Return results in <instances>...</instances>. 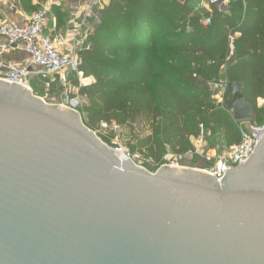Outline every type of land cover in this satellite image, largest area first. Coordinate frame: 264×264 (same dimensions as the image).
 <instances>
[{"label":"water","instance_id":"1","mask_svg":"<svg viewBox=\"0 0 264 264\" xmlns=\"http://www.w3.org/2000/svg\"><path fill=\"white\" fill-rule=\"evenodd\" d=\"M226 93L252 121L241 87ZM0 264H264V133L222 181L150 173L79 112L0 80Z\"/></svg>","mask_w":264,"mask_h":264},{"label":"trees","instance_id":"2","mask_svg":"<svg viewBox=\"0 0 264 264\" xmlns=\"http://www.w3.org/2000/svg\"><path fill=\"white\" fill-rule=\"evenodd\" d=\"M32 1L21 0L30 14L38 10ZM209 17L211 24L203 26ZM89 41L80 66L91 78L82 82L94 80L80 92L87 99L84 124L126 128L132 152L156 164L169 151L188 152L202 128L223 146L240 143V122L215 104L212 83H237L254 107L252 122L264 125V108L256 104L264 98V0H237L204 15L190 0H113ZM31 85L36 96L44 94L38 79ZM230 100L226 93L225 104Z\"/></svg>","mask_w":264,"mask_h":264},{"label":"built area","instance_id":"3","mask_svg":"<svg viewBox=\"0 0 264 264\" xmlns=\"http://www.w3.org/2000/svg\"><path fill=\"white\" fill-rule=\"evenodd\" d=\"M112 1L86 0L72 7L70 27L64 36L46 34L49 16L48 10L45 8L31 14L24 23L7 18L0 19V37L6 40V43L0 44V55L17 48L27 54V59L22 63H0V80L22 85L32 91L31 82L34 79L43 83L45 89H50L54 83L59 81L63 91H61L58 100H55L56 98L54 101L52 100L53 104L77 111L83 118L82 109L87 104V99L81 96L80 92L82 88L92 85L93 81L90 84L82 82V78L85 77L80 70L81 54L91 49L89 39L101 23L102 12L109 7ZM190 1L195 11L203 6H219L221 4V0ZM201 24L209 26L211 18L202 19ZM226 85L225 81L212 83L210 91L214 93L219 89L224 90L223 98L225 99ZM46 98L48 97L42 99L46 101ZM218 105L223 107L225 104ZM92 131L104 144L112 148L118 155H122L123 159L132 160L137 166L150 173H155L156 167L160 169L164 166L193 168L222 181L227 171L244 164L253 154L264 133V125L258 126L249 121L240 122V143L232 147L222 146V151L217 157L205 153V131L202 128L200 136L190 138L192 147L188 152L184 154L170 152L159 164H156L152 159L144 158L138 152L124 150L121 145H116L113 142L114 135L121 131V127L116 123L101 122L98 128ZM196 160H201L204 164L197 165ZM152 167L153 169H151Z\"/></svg>","mask_w":264,"mask_h":264},{"label":"crops","instance_id":"4","mask_svg":"<svg viewBox=\"0 0 264 264\" xmlns=\"http://www.w3.org/2000/svg\"><path fill=\"white\" fill-rule=\"evenodd\" d=\"M84 1L86 0H46L45 2L33 0L32 6L37 7L38 10L41 8H45L48 10L49 24L46 34L54 36H64L70 27L69 24L71 19V8L76 6L79 2ZM235 1L237 0H221V4L219 6H203L197 11L194 10V12L202 15L206 13L212 14V7H218L223 12L228 9V5L230 4V2ZM244 4H246V2H244ZM54 8L56 9L54 10ZM56 11H58V14L62 15V22H59V18L56 15ZM255 11H257V9H255ZM30 15V12L24 9L21 0H0V19L7 18L14 20L18 23H24ZM238 37H240V34H237L235 36V38ZM2 43H6V40L5 38L0 37V44ZM25 59H27V54L20 48L12 49L10 52L0 55V63L9 62L19 64L22 63ZM256 104L259 109L264 108V98H258L256 100ZM249 122L253 123L252 121ZM222 144L223 142L221 141V145Z\"/></svg>","mask_w":264,"mask_h":264},{"label":"rangeland","instance_id":"5","mask_svg":"<svg viewBox=\"0 0 264 264\" xmlns=\"http://www.w3.org/2000/svg\"><path fill=\"white\" fill-rule=\"evenodd\" d=\"M58 82L59 81L54 83L53 87H51L50 89H47V88L45 89L44 88V94L41 96V98L48 97V98H46L47 99L46 102L48 104H53L52 100L54 101L55 98H56L55 100H58V96H60L61 91H63L60 88L61 86H60V84ZM223 93H224V90H222V89H219L218 92L212 93V99L215 102V104H217V105L218 104H225V99L223 98V95H224ZM111 123H114V122H111ZM138 125L139 124H137V126ZM98 126L96 127V129L98 128ZM211 133L212 132H210V131L209 132L205 131V138H204L205 144H206L205 153L207 155H211L213 157H217L222 151L221 150V146H222L221 145V140H220V138L218 136L212 135ZM113 140H114L113 142H115L116 145H121L122 149H124V150L125 149H129V151L131 150V147L129 145L130 144V133H129V131L126 128H125V130L121 128V131H119L118 134L114 135ZM168 153H170V151ZM197 163L201 164V165L204 164L203 162H201V160H196V164ZM194 164H195V162H194ZM151 169H153V167Z\"/></svg>","mask_w":264,"mask_h":264},{"label":"bare ground","instance_id":"6","mask_svg":"<svg viewBox=\"0 0 264 264\" xmlns=\"http://www.w3.org/2000/svg\"><path fill=\"white\" fill-rule=\"evenodd\" d=\"M121 156H122V155H121ZM121 156H120V157H121ZM121 159H122V157H121Z\"/></svg>","mask_w":264,"mask_h":264}]
</instances>
